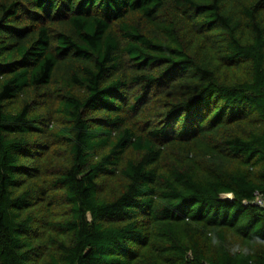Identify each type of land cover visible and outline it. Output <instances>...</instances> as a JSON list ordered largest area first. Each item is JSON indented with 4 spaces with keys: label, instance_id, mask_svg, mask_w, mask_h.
Returning a JSON list of instances; mask_svg holds the SVG:
<instances>
[{
    "label": "trees",
    "instance_id": "16d2710c",
    "mask_svg": "<svg viewBox=\"0 0 264 264\" xmlns=\"http://www.w3.org/2000/svg\"><path fill=\"white\" fill-rule=\"evenodd\" d=\"M264 0H0V264H264Z\"/></svg>",
    "mask_w": 264,
    "mask_h": 264
},
{
    "label": "built area",
    "instance_id": "2783aa9c",
    "mask_svg": "<svg viewBox=\"0 0 264 264\" xmlns=\"http://www.w3.org/2000/svg\"><path fill=\"white\" fill-rule=\"evenodd\" d=\"M252 204L264 211V195L257 193Z\"/></svg>",
    "mask_w": 264,
    "mask_h": 264
}]
</instances>
